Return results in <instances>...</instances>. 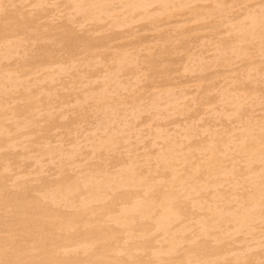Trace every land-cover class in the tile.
Returning a JSON list of instances; mask_svg holds the SVG:
<instances>
[{"label":"bare ground","instance_id":"obj_1","mask_svg":"<svg viewBox=\"0 0 264 264\" xmlns=\"http://www.w3.org/2000/svg\"><path fill=\"white\" fill-rule=\"evenodd\" d=\"M264 0H0V264H264Z\"/></svg>","mask_w":264,"mask_h":264},{"label":"snow or ice","instance_id":"obj_2","mask_svg":"<svg viewBox=\"0 0 264 264\" xmlns=\"http://www.w3.org/2000/svg\"><path fill=\"white\" fill-rule=\"evenodd\" d=\"M262 8H264V5H262Z\"/></svg>","mask_w":264,"mask_h":264}]
</instances>
